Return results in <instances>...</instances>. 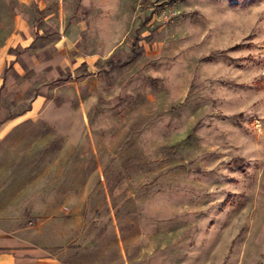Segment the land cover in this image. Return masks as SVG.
Instances as JSON below:
<instances>
[{"label": "rangeland", "instance_id": "rangeland-1", "mask_svg": "<svg viewBox=\"0 0 264 264\" xmlns=\"http://www.w3.org/2000/svg\"><path fill=\"white\" fill-rule=\"evenodd\" d=\"M8 14L43 50L0 67V208L48 219L71 264H264V0H0ZM77 20L79 46H51Z\"/></svg>", "mask_w": 264, "mask_h": 264}, {"label": "crops", "instance_id": "crops-1", "mask_svg": "<svg viewBox=\"0 0 264 264\" xmlns=\"http://www.w3.org/2000/svg\"><path fill=\"white\" fill-rule=\"evenodd\" d=\"M11 18L10 14H8L7 18H5L7 23L0 22V67L2 68L5 67L6 60L10 58V56H8V50L12 46L15 47V49L21 47L24 49L23 53H27L28 51L33 52V50L40 52L43 50L41 48V43H35L38 36L41 35H36L33 25L31 23L26 24L23 29L26 30L24 31V35L21 33L16 34L9 29V21ZM45 23L48 24L49 27L53 26L47 21H45ZM84 31L85 27L83 26V22L77 20L73 26L72 39L62 34L60 39L54 43L55 45L51 46H55L56 49L61 48V50H64L62 44L68 43L72 46V49L75 50L77 46H79L80 39L82 40ZM21 55L25 56L23 54ZM18 61L19 60H15L12 64L14 70H17ZM29 61V65L36 69L48 68V66H51L48 60H34L33 62L32 58H29ZM2 83L0 84L1 97L6 92L10 91L8 85L11 84V80H4V90L1 89ZM1 99H3V97ZM9 115L12 114H8L6 109L0 106V147L3 146L1 136L6 130L3 120ZM40 207L41 205L39 208ZM31 215V208L26 205L13 204L12 206L8 205L0 208V264H71L62 257L61 252L55 251V249L52 248V244L47 242V237H45L44 234L48 219L40 220L39 222L36 220L33 222Z\"/></svg>", "mask_w": 264, "mask_h": 264}]
</instances>
